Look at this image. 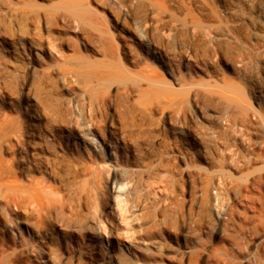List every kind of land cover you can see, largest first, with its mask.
Returning <instances> with one entry per match:
<instances>
[{
	"label": "rangeland",
	"instance_id": "obj_1",
	"mask_svg": "<svg viewBox=\"0 0 264 264\" xmlns=\"http://www.w3.org/2000/svg\"><path fill=\"white\" fill-rule=\"evenodd\" d=\"M1 244L0 264H264V0H0Z\"/></svg>",
	"mask_w": 264,
	"mask_h": 264
},
{
	"label": "bare ground",
	"instance_id": "obj_2",
	"mask_svg": "<svg viewBox=\"0 0 264 264\" xmlns=\"http://www.w3.org/2000/svg\"><path fill=\"white\" fill-rule=\"evenodd\" d=\"M33 163V162H32ZM4 174V173H3ZM16 175V174H15ZM12 176V175H11ZM17 177V176H16ZM16 177H13V179H9L8 181H6V182H3V183H1V184H3L4 186H5V190L6 191H9V192H12V191H16L17 189H16V184H17V179H16ZM5 180V179H4ZM40 183H42V182H39V184L38 183H36V184H38V189H35V190H33L34 191V196H36V200L40 197V202L42 203V205H43V207L45 206V208L46 209H49V208H51V206H52V204L53 203H56V202H54V200H50L51 198L50 197H52V195H55V194H53L52 193V191L51 190H49L47 187H45V186H43V187H41L40 185ZM111 185H112V195H111V199L115 202V204H116V206L118 207V208H120V210L121 209H123V207L124 206H126L127 205V200L125 199V197H124V184H122V183H120L119 182V180L117 179V177H116V175L114 174L113 175V177H112V179H111ZM4 186H2V187H4ZM33 186H34V184H33ZM36 188H37V186H36ZM2 190H4V189H2ZM40 194V195H39ZM239 196V195H238ZM247 197H248V195H247ZM44 199H46L45 201L46 202H44L43 200ZM38 201V202H39ZM41 203H39V205L41 204ZM38 205V206H39ZM43 207H42V210H43ZM56 207H57V205H56ZM39 208H41V207H39ZM60 210H62V205H60ZM95 209H96V207H95ZM45 210V209H44ZM229 210V208L228 207H224L223 209H222V212L223 213H225V212H227ZM7 211V210H6ZM39 211V210H38ZM41 211V210H40ZM41 212H44V211H41ZM62 212V211H61ZM39 213V212H38ZM6 214V213H5ZM94 214H96V213H94ZM8 216H7V220H8V223L13 227V226H15V221L13 220V217H12V215L11 214H7ZM63 216V215H62ZM68 217V216H67ZM70 217V216H69ZM71 218H73V217H71ZM5 219H6V216H5ZM41 221V220H40ZM43 221V220H42ZM7 222V221H6ZM49 222H50V220H49ZM52 222V221H51ZM61 223H63V224H65V221H63V220H61ZM17 225V224H16ZM65 227H67V226H65ZM73 227V226H72ZM79 227V226H78ZM78 229V228H77ZM86 230V229H85ZM40 232V231H39ZM100 240V239H99ZM21 242H22V249L21 250H24L25 252H31L32 254H34L35 256H42L43 255V252H42V250H41V248H39L37 245H34V244H30V243H28L29 241L27 240H25V239H21ZM15 249V248H14ZM0 250H1V252H4V250H3V244H1L0 245ZM19 251V252H22V251ZM7 252V251H6ZM82 252V251H81ZM3 256V255H2ZM2 256H1V258H2ZM12 256H13V258L15 259V260H17L18 258H19V255H17V253H13L12 254ZM110 259V258H109ZM1 263V262H0Z\"/></svg>",
	"mask_w": 264,
	"mask_h": 264
}]
</instances>
